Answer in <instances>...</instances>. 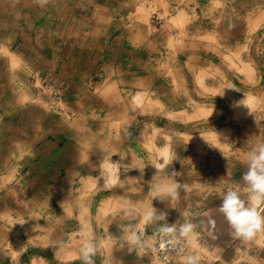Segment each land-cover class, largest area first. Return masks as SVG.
Instances as JSON below:
<instances>
[{
    "label": "crops",
    "instance_id": "0c3cea01",
    "mask_svg": "<svg viewBox=\"0 0 264 264\" xmlns=\"http://www.w3.org/2000/svg\"><path fill=\"white\" fill-rule=\"evenodd\" d=\"M253 1L186 0L177 14L182 22L171 18L158 29L152 11L165 12L174 0H0V251L26 253L25 264H83L80 249L90 237L94 264H141L149 234L171 228L166 235L184 242L181 264L189 255L199 264H264V231L251 241L236 239L219 212L227 189L244 191L248 155L264 143V83L254 81L252 68L255 39L257 57H264V31H254L264 28V0ZM191 56L203 58V71ZM159 57L172 61L167 75L181 63L179 84L170 76L171 86L160 92L152 87ZM184 57L190 60L184 63ZM226 58L246 60V73L239 78L231 69L230 77L210 82ZM48 74L60 87L58 99L34 85ZM181 89H187L185 105L212 106L218 113L213 122L223 126L221 137L210 142L223 152L204 147L212 182H175L177 198L161 200L159 182L147 178L130 140L137 128L141 133L142 100L163 94L172 101L171 93ZM245 94L251 112L236 106ZM237 109L245 114L239 126ZM103 122L122 126L105 148L94 141L99 134L91 125ZM121 157L128 169H139L137 182L84 191L95 183L85 182L87 172L112 167L110 159ZM153 207L167 219L146 220ZM185 223L194 227L182 236Z\"/></svg>",
    "mask_w": 264,
    "mask_h": 264
},
{
    "label": "rangeland",
    "instance_id": "374dc122",
    "mask_svg": "<svg viewBox=\"0 0 264 264\" xmlns=\"http://www.w3.org/2000/svg\"><path fill=\"white\" fill-rule=\"evenodd\" d=\"M177 1H183L182 5L180 6L179 3L176 2V0H174L172 7L165 10V12L157 9V10H153L152 13L156 11L158 14L164 15L166 17H168L169 15L168 19L172 18L174 21L176 20V22L181 23L182 21L180 20L178 21L180 14L179 15L177 14L182 12L184 13V10H180V8L184 7L183 3L186 0H177ZM258 3L259 0L253 1L254 5ZM191 7H193V4L191 5ZM187 10L190 12V9L188 7ZM213 15L214 14H212V16ZM199 18H201L200 15L198 17V20H201ZM258 18L262 19L263 15L259 16ZM212 23H204L202 26L207 27V25H211ZM200 24L201 22L196 23V25H200ZM155 27L158 29L160 28V26H156V25ZM261 30L264 31V28L262 26L254 28V31H257L255 32V34H257ZM190 32L193 33V31ZM192 39L193 36H191V40ZM262 40L264 46V39L262 38ZM258 46L261 47L260 45H258V42L255 39V41L253 42V49L255 50L254 52L255 58L253 60L254 64L252 65L253 70L256 69L254 73V81L264 83V75L262 73H259V69L261 68L264 69V57H260V56L257 57L258 54H256L257 53L256 50L259 49L261 50V48H259ZM233 50H236V48H233ZM191 57L192 59L194 58L193 59L194 64H199L200 68L202 65V71H203V58L202 59L200 58V60H198L195 59L196 58L195 56H191ZM168 58L159 57L157 59L158 76H157V82L152 83L153 88L157 86L158 90L159 89L164 90L168 86H171L168 80L170 76L173 77L174 83L179 84V80L177 79L179 77L178 75L181 69V63H177L175 64V66L173 63V67L177 68V71L175 73L170 72L171 74L169 73V75H167V72L168 70H170V67L172 65L171 59ZM183 60H184L183 62L186 63V61L190 60V58L184 57ZM245 61L246 60H242V59L234 60L233 58H226L223 60H219V66H220L219 68L222 70L221 74L218 73L219 75H217L216 78L213 77L209 81L214 83V82H218L220 79H222V77H230L232 74L231 69L237 71L240 78L244 73H246V66H245L246 64L244 63ZM187 65L189 66V64ZM247 68H248L247 71L250 72L251 67L247 66ZM198 74L199 73L197 72V75ZM40 78H42L41 79L42 82H40L39 85L36 86L39 89L50 90L49 88H46V83L48 82L57 85L53 77L49 74L46 76L44 75L43 77L40 76ZM106 78L107 76L105 74V81ZM184 90H186V92ZM50 93L55 99L61 97V94L58 98L55 97L52 94L51 90ZM148 93L150 95V92ZM144 94L147 93L145 92ZM187 94H188L187 89H181V90L173 91L171 93V95L175 97L174 100L172 101H170L169 99H165L163 94H157V99L154 98L152 99V101L149 98L142 100L141 133L140 134L138 133L139 128H137L136 134L133 133L131 135L132 138L130 140V143L132 144L131 147H133L136 150V153L138 154V157L141 159V162L145 164L147 169V178H151V182H193V180L194 182H198V180H200L199 182H204L206 179L211 182L213 181V177H211L213 173L208 170L209 169L208 166L204 171L205 168L204 167L205 162H203L204 156L205 157L207 156V158H209V155L205 154L204 147L210 145L205 142L202 136L205 137L209 142L217 141V138L221 137V135L219 134V129L223 126H220V122H213L214 117H217L218 113L217 112L214 113L213 111L214 109L213 110L211 109L212 106H206V108H198L197 105L195 106L192 104H191L192 106L185 105V103L189 101V99L187 98ZM204 102H209V101L204 100ZM173 103L178 105L172 106ZM203 109L204 111L201 114L200 111ZM241 111L242 110L237 109V115L236 114L234 115L235 118L237 119L236 124L238 126L242 124L241 117L245 115L244 112ZM171 118L177 119V122L172 121ZM192 119H193L192 123L184 124L182 122L184 120H192ZM91 125L93 129L95 128V130H98L97 132L99 134V136H97V139H95L94 141L96 142V144L102 145L104 148H105V142H109L108 140H110L111 142H113V140L117 141L116 138L112 139L111 137H118L120 136L119 133L122 134L121 132L122 126L121 125L119 126L118 124H114L111 126V124H105V122H103V123H95ZM80 126L81 124H78V130ZM182 127H184V129ZM132 139H135V141ZM76 141L83 143V140L79 138H76ZM85 145H88V142L85 143L83 146ZM99 158L101 160V163L103 161L105 163V156L104 157L100 156ZM200 159H202V163L199 164V162H201ZM165 160L171 162L167 167L165 166L164 163ZM106 161H108V159ZM109 162L112 164V167L109 166L108 164L106 165L104 164L103 169H101L102 165L100 164L99 169L87 172V174L84 175V176L87 175L88 177L85 182H95L90 184V186L86 187L84 191H86L88 194H90L91 192L97 194L96 191H101L105 189L104 177L108 175L109 172L112 173L113 179L116 181L115 186L118 184V182H137L136 179L139 180V176H140L139 169L137 168L128 169L129 167L124 164L125 161H123L122 157L110 159ZM155 164H159L163 169V171L160 173L159 176H157L155 180H153V177L156 174V168L154 166ZM182 166L186 167V170L184 169V171H182L181 170ZM177 167L180 168L177 169ZM173 172H176L178 174L174 175ZM192 173H194L193 177L190 178ZM182 177L184 181H182L183 180L181 179ZM189 179L191 180L189 181ZM106 188H108V186H106ZM110 189L114 190V188L112 187ZM149 235L150 238H147L148 239L147 243L146 244L143 243L142 245L143 248L141 247V252H142L141 264H181V256L185 249L183 248L184 242H182L183 246L181 248H176L174 250H167L164 247H160V243H162V241L165 239L166 236V232L164 230L159 231L158 234H149ZM25 254L26 253H24L21 256L20 251H16V252L11 250L0 251V264H14L12 258L15 260V264H25L27 262V259L25 258Z\"/></svg>",
    "mask_w": 264,
    "mask_h": 264
},
{
    "label": "clouds",
    "instance_id": "9594fccd",
    "mask_svg": "<svg viewBox=\"0 0 264 264\" xmlns=\"http://www.w3.org/2000/svg\"><path fill=\"white\" fill-rule=\"evenodd\" d=\"M39 2L43 4L46 0H39ZM223 94L224 92L217 95L223 96ZM236 106H243L251 112V104L248 102L246 94L244 99L236 102ZM202 138L211 147H218L214 146L205 137L202 136ZM220 150L223 152L222 149ZM164 163L167 167L171 162L165 160ZM246 164L247 170L242 175V183L245 185L244 191L242 192L232 188L227 189L222 195V203L219 206V212L223 214L231 228V235L245 242L253 240L258 232L264 231V207H262V205H264V143L258 144L252 149L248 155ZM154 166L156 168V174L153 180L163 171L159 164H155ZM140 171L142 174L143 169H140ZM173 174L176 175L178 173L173 172ZM104 180L106 186L109 184L115 186L116 184L111 172L104 177ZM155 187L157 192L156 197H159L161 200H168L169 198H177L180 184L175 182H159ZM145 219H167V213L158 212L157 209L153 207L146 212ZM209 222L213 225L215 223L214 220H210ZM193 227L191 223H185L180 226L179 232L182 236H185L192 231ZM164 230L167 232L173 231L171 228H166ZM134 239L138 240V238L135 237ZM61 248L62 245H59V250L56 252V255ZM95 252L96 248L91 243V238L85 237L84 243L80 249L83 264H94L93 256ZM12 260L15 264V260L13 258ZM185 264H199V257L189 255L186 257Z\"/></svg>",
    "mask_w": 264,
    "mask_h": 264
},
{
    "label": "built area",
    "instance_id": "2783aa9c",
    "mask_svg": "<svg viewBox=\"0 0 264 264\" xmlns=\"http://www.w3.org/2000/svg\"><path fill=\"white\" fill-rule=\"evenodd\" d=\"M166 16L158 14L156 11L152 13L151 15V20L154 25L162 27L165 23ZM35 86L39 85L36 80L34 81ZM46 88H49L52 92V94L55 97H59L61 92H60V87L58 85H54L53 83H46ZM181 240L176 239L172 236L166 235L165 239L160 243V247H164L167 250H174L176 248H181L182 245Z\"/></svg>",
    "mask_w": 264,
    "mask_h": 264
}]
</instances>
